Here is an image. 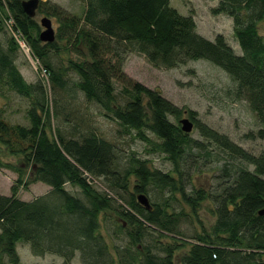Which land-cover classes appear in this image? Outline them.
I'll return each instance as SVG.
<instances>
[{"label": "trees", "instance_id": "1", "mask_svg": "<svg viewBox=\"0 0 264 264\" xmlns=\"http://www.w3.org/2000/svg\"><path fill=\"white\" fill-rule=\"evenodd\" d=\"M83 1L82 15L53 3L42 9L40 1L38 9L59 21L55 40L45 42L39 36L41 25L24 11L21 0H0L8 11L0 15V31L10 14L14 21L9 31L31 47L54 93L50 99L46 85L27 81L20 71L15 62L17 36L6 43L0 39V93L11 90L29 100L27 124L11 122L0 110V167L18 173L11 193H0V264H23L18 251L23 242L34 254L49 252L62 258L61 263L37 264H73L76 258L80 264H264V213L260 212L264 151L249 152L191 110L206 140L254 168L224 169L213 190L194 187L188 192L183 162L191 148L204 143L171 119L179 118L182 108L157 88L125 81L123 68L131 51L143 53L155 66L174 67L200 59L216 64L236 82V96L249 102L260 122L245 136L264 140V39L258 32L264 0H219L212 8L215 14L233 17L240 54L223 34L214 39L200 34L193 15L182 14L171 0ZM52 50L74 53L76 58L56 68L50 60ZM72 73L76 77L72 85L87 103L117 122L119 132L165 153L174 169L154 168L134 153L126 165L120 163L116 143L89 122L71 91ZM116 81L123 82L119 91ZM55 116L68 129L63 124L53 127ZM3 152L21 155V162L4 161ZM100 178L106 187L97 182ZM36 182L49 185V191L31 200L19 196L21 187ZM68 182L79 186L83 195L69 191ZM131 185L134 191L127 204L120 203L118 197L125 198ZM153 189L168 190L170 196L178 193L194 214L210 201L214 223L186 235L180 229L182 210L150 199L148 208L138 200L139 193L148 197Z\"/></svg>", "mask_w": 264, "mask_h": 264}, {"label": "rangeland", "instance_id": "2", "mask_svg": "<svg viewBox=\"0 0 264 264\" xmlns=\"http://www.w3.org/2000/svg\"><path fill=\"white\" fill-rule=\"evenodd\" d=\"M40 1L43 3L42 9L53 3L59 4L70 13L78 15H82L86 8L85 1L83 0ZM218 2L219 0H171V5L176 7L182 14L193 15L200 34L209 39H214L216 35L223 34L235 52L240 54L242 53V48L234 33L233 17L226 13L215 14L212 11V8L216 7ZM42 9H38L36 13L35 19L37 22L41 25L42 17H50L55 32H59L58 19L45 13ZM1 14L5 16L8 14V11L6 9L3 10L0 4ZM5 19L9 23L10 20L14 21V18L10 14ZM4 25L3 31H0L2 42L6 43L8 38H11L12 35L15 37L16 35L20 43L15 58L20 71L27 81L41 82L46 85L49 98L52 99L54 93L51 91L50 85H47L50 83V78L46 76V71L41 67L40 61L32 55L31 47L17 33H11L9 31L10 26L6 25L5 22ZM43 29L44 27L41 25V31ZM258 32L264 39V15L258 21ZM60 42L64 41L60 40ZM63 51L52 50L50 52V60H52L56 68L59 66L64 67L70 57L76 58V54ZM123 68L128 77L125 81H129L130 83L139 81L151 88H157L162 92L163 96L182 108L183 112L179 118L171 116L174 122L181 124L180 119L183 117H188L195 122L190 116V111L193 110L196 112L197 119L207 123L219 132L227 134L233 141L249 152L258 155L264 151V140L251 139L245 136L249 131L256 130L259 127L260 122L257 115L245 98L240 99L236 96V82L226 71L216 64L205 59H200L191 60L174 67L155 66L143 53L131 51L126 55ZM70 77L71 80L68 85L71 91L76 93L82 111L88 114L89 122L97 127L100 134L116 143L119 149L118 160L120 163L126 165L129 155L134 153L148 159L149 164L154 168H159L163 171H172L174 169L173 162L168 159L165 153L153 151L142 140L127 133L119 132V124L100 115L98 106L87 103L83 93L72 85L76 79L75 74L72 73ZM122 83V81L115 82L118 91L121 89ZM52 102L54 105L53 100H51L50 105H52ZM28 103L29 100L27 98L22 97L15 91L8 90L0 93V110L4 112V116L11 122L28 123V119L25 116V109ZM62 124L61 120L55 116L53 127ZM62 126L64 130L68 129L67 124H63ZM188 133L191 137L204 143L203 147L191 148L187 154L188 160L183 162L188 192H192L194 187L213 190L216 187L218 178L224 174V169L233 170L234 167L238 166H247L250 169L254 168L253 165L241 161L215 143L206 140L200 134L195 123L192 131ZM150 135L155 138L154 135ZM2 154L4 161L21 162V155H12L4 152ZM17 176L18 173L14 169L4 166L0 167V193L10 194ZM88 176L91 177L92 175L89 174ZM97 182L106 187L101 178L97 179ZM66 188L74 194L83 195L81 188L75 184L68 182L66 183ZM98 188L100 189L99 186ZM49 189V185L43 182H36L30 184L28 188L21 187L19 189V196L23 199L31 200L36 196L45 194ZM132 191L134 189L131 185L127 193L124 194L125 198L117 196L118 201L126 205V200L131 197ZM148 197L153 203L167 201L171 205L170 209L182 210L185 214H183L180 220V229L186 235L195 234L200 230L203 231L204 228L208 229L215 221L211 212L213 206L208 200L203 202L198 208V213L194 214L191 206L178 193L170 196L168 190L161 192L158 189H153L152 191L150 190ZM18 251L23 264L49 263L52 261L56 263L62 262V258L57 254L49 252L42 255L34 254L28 243H20ZM73 264H80V261L76 258Z\"/></svg>", "mask_w": 264, "mask_h": 264}, {"label": "water", "instance_id": "3", "mask_svg": "<svg viewBox=\"0 0 264 264\" xmlns=\"http://www.w3.org/2000/svg\"><path fill=\"white\" fill-rule=\"evenodd\" d=\"M24 11L31 17L36 16L37 10L40 5V0H21ZM41 25L44 29L40 32V39L45 42H52L56 38L55 28L53 26L52 19L50 17L44 16L41 18ZM182 124V129L186 132H190L193 129L194 122L188 118L183 117L180 119ZM138 200L145 205L150 207V201L146 194L141 193L138 195ZM261 213H264V209L260 210Z\"/></svg>", "mask_w": 264, "mask_h": 264}, {"label": "built area", "instance_id": "4", "mask_svg": "<svg viewBox=\"0 0 264 264\" xmlns=\"http://www.w3.org/2000/svg\"><path fill=\"white\" fill-rule=\"evenodd\" d=\"M6 21H7V25H9L11 27V25L13 24V20H10V23L8 22V20H6Z\"/></svg>", "mask_w": 264, "mask_h": 264}, {"label": "bare ground", "instance_id": "5", "mask_svg": "<svg viewBox=\"0 0 264 264\" xmlns=\"http://www.w3.org/2000/svg\"><path fill=\"white\" fill-rule=\"evenodd\" d=\"M180 122H181V121H180ZM139 194H141V193H139ZM139 194H138V195H139ZM137 197H138V196H137Z\"/></svg>", "mask_w": 264, "mask_h": 264}]
</instances>
